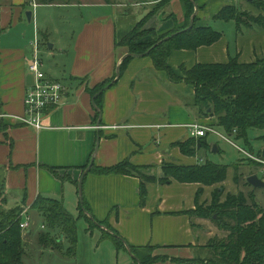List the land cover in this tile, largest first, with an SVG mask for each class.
Here are the masks:
<instances>
[{
	"label": "crops",
	"instance_id": "obj_1",
	"mask_svg": "<svg viewBox=\"0 0 264 264\" xmlns=\"http://www.w3.org/2000/svg\"><path fill=\"white\" fill-rule=\"evenodd\" d=\"M162 1L145 0L154 5ZM250 2L196 0L197 25L205 26L212 20L221 27L224 23L236 26L234 21L224 22L215 16L226 6L246 5L249 10L254 9ZM6 4L10 0L0 2V179L7 197L10 195L15 206L27 210L29 219L31 213H37L31 206L39 196L59 199L66 209L67 198L74 201L78 197L80 202L84 199L90 209L87 216L106 222L109 227L101 226L100 230L110 235L117 233L124 240L127 246L124 244L123 251L132 257L129 264H136L130 246L174 249L173 255H167L169 259L163 262L171 264H176L172 258H179L176 252L201 251L200 246L219 234V229L205 230L206 219L189 214L195 210L201 185L149 182L146 204L141 206L139 178L92 171L129 162L146 176L159 177L164 164H199L196 157L183 155L178 147V143L191 139L189 125L199 121L196 111L187 106L194 90L185 83H172L165 72L155 69L151 58L133 57L123 76L102 93L100 108L96 104L97 94L91 92L117 77V69L127 55L124 48L115 45L116 35L123 29L120 25L126 24L119 22V15L139 4L135 5L134 0H72L51 6L37 5L35 0H11L10 6ZM30 6L34 10L58 11L65 29L64 36L57 40L42 33L44 40L39 43V54L46 51L61 58L62 76L68 88L61 106L43 118L44 128L39 131L19 120L25 114L26 93L34 80L28 61L36 38L39 42V33L35 28L34 41L29 42L21 32H12L23 28V13L33 11ZM168 7L178 23L185 20L181 0H172ZM257 11L251 10L255 14ZM34 15L35 11L32 19ZM148 25L166 32L175 26V21L160 15ZM256 28L238 34L234 45L222 34L211 46L176 51L169 65L180 73L182 65L191 68L199 63H226L236 56L241 63L264 59V30ZM92 161L81 197L79 182ZM212 192V187H203L199 203L209 204Z\"/></svg>",
	"mask_w": 264,
	"mask_h": 264
},
{
	"label": "trees",
	"instance_id": "obj_2",
	"mask_svg": "<svg viewBox=\"0 0 264 264\" xmlns=\"http://www.w3.org/2000/svg\"><path fill=\"white\" fill-rule=\"evenodd\" d=\"M172 0H164L159 4L170 5ZM37 5H59L72 0H35ZM185 13V24L175 26L170 33L157 34L154 29H146V25L155 15L152 11L144 19L137 23L126 34L116 35V48H124L127 56L119 65L120 77L125 73L132 55H143L151 58L156 70L165 72L172 83H185L194 90L192 98L187 106L195 110L197 115L217 117V123L213 126L227 136L236 140L248 141L250 130L262 133L258 141L264 142V59H257L252 63H241L239 57L230 58L226 63L196 64L191 68L182 65L180 73H176L169 65L171 55L176 51H196L200 47H208L217 43L222 38V33L214 30L209 25H197V17L194 25L187 30L190 19L195 12L196 0H181ZM195 3V4H194ZM250 5L260 11L258 15L253 12L240 13V8L234 6L224 7L215 19L224 22L234 21L239 35H243L242 27L252 30L257 27L264 29V0H251ZM239 13H238V12ZM169 18H177L170 14ZM174 20V21H175ZM178 22V21H177ZM160 36L159 42H149L147 37ZM1 36V30H0ZM166 41H163L164 39ZM40 43V41H39ZM116 78V76L114 77ZM114 78L104 82L91 90L92 94H98L113 83ZM102 94L96 98V104L100 108ZM207 143L203 138H191L186 142L178 143L181 153L187 157H195L197 151ZM259 157V156H258ZM264 160V150L260 154ZM259 165V164H258ZM226 165H218L212 162L196 164L193 166H178L164 164L162 174L159 177L146 176L142 169L131 165L129 162H121L112 167L94 168L92 171L99 175L135 176L141 180L139 188L140 205L145 206L148 197L147 183L157 182L166 185L176 181L179 183H194L202 187L197 192L195 210L189 212L192 217L211 219L215 226L227 232L223 238H212L202 249L207 254L204 258L192 259L172 258L176 264H264V209L254 200L252 192L245 193L240 190L237 194L228 193L224 201V188H216L211 195L210 203L200 204L203 187H212L215 184L227 180L228 169ZM234 182L239 186L240 178L235 169ZM248 187L247 181L244 184ZM8 197L5 193L3 181L0 179V264H25V249L22 243V230L20 229L21 214L23 208L15 206L6 210ZM31 208L42 216L47 225L53 231H59L64 238H69L75 243L78 218L73 217L64 207L63 202L56 198L39 196ZM90 209L84 199L79 204V215L90 223L92 228H100L108 225L106 222H98L89 218ZM216 217V218H215ZM96 223V225L94 224ZM101 229V228H100ZM110 235L103 231V240L111 239L117 251L125 249L124 240L117 234ZM57 241L49 234L42 233L39 243L42 246H55ZM59 240L58 242H60ZM54 245V246H53ZM156 247L130 246L131 255L136 264H155L165 262L168 256L160 258L151 256L147 250ZM71 250L69 251L71 253ZM206 250V251H205ZM209 252V254H208ZM209 255V258L207 256ZM138 261H136V260Z\"/></svg>",
	"mask_w": 264,
	"mask_h": 264
},
{
	"label": "rangeland",
	"instance_id": "obj_3",
	"mask_svg": "<svg viewBox=\"0 0 264 264\" xmlns=\"http://www.w3.org/2000/svg\"><path fill=\"white\" fill-rule=\"evenodd\" d=\"M8 0H0L1 3H7ZM263 1V0H262ZM135 5L139 4L138 6L132 7L127 14H121L119 15V22H126V24H121L120 28H123L119 35H123L128 33L137 25L138 22H140V19L143 18V15L146 13V11H151L155 14L153 17H158L160 15H163L164 18L170 16L171 7H168L167 4H150L148 2H145V0H134ZM11 5L6 4V6ZM30 8H32L30 6ZM33 9V8H32ZM251 10H254L252 8L246 7V5H242V8H240L239 12L243 14V12H251ZM35 15L32 19V22L29 23L26 18V13L34 12ZM238 12V11H237ZM238 12V13H239ZM260 12V11H259ZM255 14V12H254ZM258 11L257 14L258 15ZM61 14H59L58 11H55L53 9H33V11L26 10L23 13V28L18 27L16 30H13L12 32H15L16 35H19V32H21L22 35H24L28 41L31 40L34 41V30L37 28L39 33V41L41 43L43 39V35H52L54 38L56 37L58 39H61V36L63 37L65 34V29L63 26H61ZM171 19V18H170ZM174 19V18H173ZM175 20V19H174ZM185 21L182 23H178L175 20V26H181ZM211 24H207L209 26L212 25L214 30L224 34L227 41L230 43V45H234L237 42L239 31H237V26L234 25V23H227V24H219V22H213L212 20L210 22ZM174 26V27H175ZM52 27V29H50ZM173 27V28H174ZM146 29H150L151 27L147 24ZM167 30L166 32H158L157 34L163 35L164 33H170L171 30ZM254 28V27H253ZM48 29H50V32H47ZM258 28H256L257 30ZM242 32H251L248 28L242 27ZM264 30V29H263ZM262 30V31H263ZM52 32V33H51ZM163 33V34H162ZM237 35V36H236ZM248 35V33L246 34ZM8 36V35H7ZM240 36V35H239ZM160 36H153L150 34L149 37H147V40L151 42H159L161 39ZM160 39V40H159ZM166 39V38H165ZM164 39V40H165ZM163 40V41H164ZM54 43L51 41V44ZM59 47H56V50H58ZM56 50H54V54H56ZM145 54H147L145 52ZM143 54V55H145ZM41 59L45 63L44 71L49 74L53 78L59 79V81L63 84H66L65 81L66 78L62 76L64 67L62 64V60L60 57L48 55V52H41L40 53ZM197 113V112H196ZM199 121H202V123L210 124L213 126V123H217L218 119L217 117L213 116H202L197 115ZM217 129V128H216ZM221 134L226 135L221 130L217 129ZM262 133L254 130H250L248 134V141H244L243 139L236 140L234 138H231V140L242 150L246 151L250 154L251 157L246 156L245 154L241 153L238 149L230 145L228 142L223 140L221 137L213 134L208 133L206 137H204V141L207 143L206 146L199 149L196 154V162L198 161L199 164H206L207 162H212L218 165H226L230 168L228 169V175H227V181L218 183L212 186L213 191L216 188H224V196L222 197L221 201L225 200V197L228 193L233 194L234 192L237 194L238 191L242 190L245 193H250L254 195L253 200L264 209V189H253L252 187L248 186L245 187L244 184L247 180V178L251 175H257L260 178L263 179L264 171L260 165L255 161V159H261L260 154L264 150V142L258 141L259 135ZM227 136V135H226ZM217 147L218 151L214 152V147ZM259 156V157H258ZM235 169L238 170V176L240 178V184L239 186L235 184L233 178L235 174ZM77 199V200H76ZM74 201L71 198H67V211L75 218H78L77 221V234L75 243L71 242L69 238H64L62 234H60L59 231H53L49 225H47L45 219L38 215L37 213H31L30 214V227L27 230H22V243L25 249L26 257L24 259L25 264H129L132 262V257L125 251L120 250L117 251V248L115 245L110 242L103 240L102 236V230L100 228H92L90 230V223L86 218L80 217V213L78 212L80 199L77 197ZM14 201V200H13ZM12 197L8 195V204L7 206H4L6 210H9L12 207H15V204L12 202ZM72 203V204H71ZM64 205V204H63ZM66 205V204H65ZM64 207L66 208V206ZM24 210V209H22ZM36 212V211H35ZM27 216V210L26 215ZM90 218V217H89ZM216 218V217H215ZM26 220V218H24ZM23 220V221H24ZM206 225L204 226L205 230L208 232H213L217 230L218 228L215 226L213 221L211 219H206ZM96 225V223H94ZM21 229V228H20ZM212 229V230H211ZM219 234L216 236H213V238H223L224 236H227V232L218 230ZM27 232H29L27 234ZM42 233L49 234L51 238L57 240L55 242V246H58V249H53L52 246H42L39 243V237ZM61 240L60 242H58ZM53 245V246H54ZM71 251V253L69 252ZM201 251L196 250H190L182 253L176 252V255H179V258L183 259H191L194 257H201L204 258L207 254V251L204 252L202 249H205L204 246H200L198 248ZM174 249H167V251L151 248L147 252L151 256H158L160 258H163L167 255H173V252H171ZM182 253V254H181ZM209 254V252H208ZM209 258V255L207 256ZM166 262V261H165ZM155 264H171V263H163V262H157Z\"/></svg>",
	"mask_w": 264,
	"mask_h": 264
},
{
	"label": "built area",
	"instance_id": "obj_4",
	"mask_svg": "<svg viewBox=\"0 0 264 264\" xmlns=\"http://www.w3.org/2000/svg\"><path fill=\"white\" fill-rule=\"evenodd\" d=\"M45 63L41 59L39 54V42L36 40L33 43V55L28 61V69L34 75L32 86L26 93L25 98V114L19 120L21 123L31 126L36 130H41L43 126V118L51 111L59 108L64 101V98L68 92V88L65 84L61 83L57 79H52L44 71ZM190 136L194 139H200L206 137L208 133H213L230 145L238 149L246 156H250L249 153L239 148L232 140V137L223 135L211 124H206L198 121L189 125ZM255 161L262 167L264 171V160L255 159ZM26 215L24 209L21 214V230H27L30 227V219ZM26 218V220H24ZM24 220V221H23Z\"/></svg>",
	"mask_w": 264,
	"mask_h": 264
},
{
	"label": "water",
	"instance_id": "obj_5",
	"mask_svg": "<svg viewBox=\"0 0 264 264\" xmlns=\"http://www.w3.org/2000/svg\"><path fill=\"white\" fill-rule=\"evenodd\" d=\"M195 4V3H194ZM195 6H196V8H195V12H194V14L192 15V17H191V19H190V25H189V27H188V29L187 30H190L192 27H193V25H194V20H195V18H196V16H197V4H195ZM27 19H28V21L29 22H31V20H32V13L31 12H29V13H27ZM166 40H168V38L167 39H165L164 41H166ZM127 56H129V55H126L124 58H123V60L127 57ZM133 57H141V56H144V55H132ZM119 78H120V73H119V67H118V69H117V77H116V79H115V81L112 83V84H110L109 86H111V85H113L116 81H118L119 80ZM109 86H107L103 91H100L97 95H96V97L97 96H99V95H101ZM99 123H100V120H99ZM214 152H217L218 151V149H217V147L215 146L214 147V150H213ZM92 166H93V161L91 162V164L89 165V167L87 168V170L84 172V174H83V176H82V178H81V180H80V182H79V191H80V196L82 197V189H83V181H84V177L90 172V170H91V168H92ZM247 183H248V185L250 186V187H252L253 189H264V176H263V179L262 178H260L259 176H257V175H251V176H249L248 178H247ZM124 244H125V242H124ZM126 245V244H125ZM127 246V245H126ZM129 252H130V250H129ZM131 253V252H130ZM136 260V259H135ZM137 261V260H136ZM138 262V261H137ZM138 264H140L139 262H138Z\"/></svg>",
	"mask_w": 264,
	"mask_h": 264
}]
</instances>
